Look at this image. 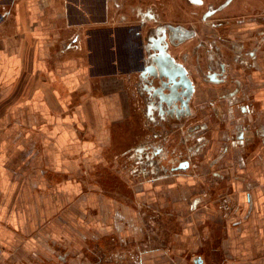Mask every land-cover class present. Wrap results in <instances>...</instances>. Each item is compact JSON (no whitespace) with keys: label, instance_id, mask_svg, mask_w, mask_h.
<instances>
[{"label":"crops","instance_id":"crops-1","mask_svg":"<svg viewBox=\"0 0 264 264\" xmlns=\"http://www.w3.org/2000/svg\"><path fill=\"white\" fill-rule=\"evenodd\" d=\"M153 2L171 23L195 21L188 0ZM7 4L0 22V264H75L77 253L86 262V249L87 264H110L96 261L94 248L115 264H189L199 235L219 233L218 264H264V42L247 59L250 69L228 75L232 104L220 101V89L192 91L193 108L209 98L218 104L212 117L204 107L199 151L185 161L159 150L155 168L144 160L141 168L139 147L168 136L166 125L144 115L145 100L172 105L167 89L135 88L140 58L117 55L136 29L133 12L104 9L101 0ZM255 10L264 11V0H234L225 13ZM255 27L251 20L222 29V53L232 57L231 44ZM172 49L165 52L180 65ZM179 101L170 98L176 107ZM96 172L115 179L95 181ZM103 188L114 192L91 193Z\"/></svg>","mask_w":264,"mask_h":264},{"label":"flooded vegetation","instance_id":"flooded-vegetation-1","mask_svg":"<svg viewBox=\"0 0 264 264\" xmlns=\"http://www.w3.org/2000/svg\"><path fill=\"white\" fill-rule=\"evenodd\" d=\"M9 1L0 0V22L8 14L7 2ZM188 1L193 7L188 15L195 21L186 24L171 23L165 20L163 16H159L153 0H101V5L104 9L122 10L129 8L134 14L136 29L129 31L132 32L130 40L134 38L139 43L136 46H128L130 40L123 37V45L117 55L124 60L131 54L140 58V61L134 66L139 71L135 88L140 90L154 88L153 84L157 79H153V77L160 75V73L153 69L147 70L146 67L151 65L152 59L155 57L154 48L157 49L160 42L166 50L169 47L177 49L188 40H194L188 48H183L176 53V58L191 80L193 90L203 86L208 89L209 94H212L214 90L220 89V101L227 102L230 99L228 103L232 104L233 90L228 91L227 88L235 83L229 82L228 75L232 71H247L251 68L248 60L258 53L260 44L264 42V11L255 10L248 14H227L225 12L234 0H218L216 3H209L205 0ZM161 5L163 6V4ZM251 20L255 22L256 29L253 32H249V29H243L241 38L237 41L238 44H231L236 53L232 57L224 55L222 45L227 40L220 36L219 32L230 25H244ZM142 28H146L143 37L140 31ZM204 28L208 32H203L202 29ZM154 37L156 41H153L155 40ZM226 50L229 51V49ZM176 58L175 60H177ZM121 65L125 69L128 68L125 61ZM178 81L179 86L184 83L182 78H178ZM167 86L173 87L171 84ZM192 97L193 94L187 102V105L189 104L188 109L182 108L181 105L176 107L175 104H173L175 107L160 108L155 106L149 98L145 100L144 115L150 124L156 127L160 126L161 123L166 125V135L168 136L160 142L153 141L149 144H142L139 147L136 166L145 168L146 165L142 163L144 160L155 168V157L158 156L159 150L180 156L185 161L190 160L191 156L199 151L204 141L202 132L206 128L205 117L207 116L203 114L204 107H208L209 116L212 117L217 115L218 104L209 98L200 106L193 108L190 104ZM243 108H245L244 105H242ZM172 123L178 124L172 125ZM178 131L177 140L175 137L172 141L171 139ZM152 136L155 138L157 135L152 134ZM165 144L167 145L165 146ZM216 199L215 201L219 200ZM222 203L220 208L223 210L225 203ZM221 239L220 233L206 237L202 234L199 235L200 250L190 256L187 255L189 264L220 263L223 260V254L216 250V244Z\"/></svg>","mask_w":264,"mask_h":264},{"label":"water","instance_id":"water-1","mask_svg":"<svg viewBox=\"0 0 264 264\" xmlns=\"http://www.w3.org/2000/svg\"><path fill=\"white\" fill-rule=\"evenodd\" d=\"M158 50V56L154 57L152 59L151 65L149 67H146L147 70L153 69L155 72L157 71L160 73L158 76H154V79H157V88H152L156 94H161L164 89H167L171 92V94L167 97V99H164L166 102V105H173L172 102H170V98L178 96L179 102L182 108H187L188 105L187 102L189 101L193 86L191 84V81L186 76L185 70L182 68L181 65L174 62V60L165 52L164 46H161L160 48H157ZM169 73V75H167ZM178 78H182L184 83H181V86H179ZM171 84L173 87H168L167 85ZM183 86V87H182ZM181 88L182 91L180 93L177 92V90ZM163 100L159 102V107L162 108Z\"/></svg>","mask_w":264,"mask_h":264},{"label":"rangeland","instance_id":"rangeland-1","mask_svg":"<svg viewBox=\"0 0 264 264\" xmlns=\"http://www.w3.org/2000/svg\"><path fill=\"white\" fill-rule=\"evenodd\" d=\"M172 52L177 53L178 51L172 49ZM142 105H143V102H142ZM178 133H179V131L174 136V137H176V140H177V137L179 135ZM171 145H172V143H171ZM92 179L99 182L100 180L105 181V179H106V180L110 181L112 179L114 180L115 178L111 174L106 175L105 173L99 174V173L96 172V173L93 174V178ZM130 179H131V174L128 173V174L124 175V180L125 181H128ZM102 191H104V192H106V191L112 192L113 191L114 192V188H111V189H109V188H107V189H104V188L103 189H93V190H91V193L94 192V194H98V193H100ZM87 192H88V190H87ZM98 244H99L98 241H96V242L93 241L92 242V245H94V247L97 246ZM87 245H89V244H87ZM0 250L2 252V257H3V255H4L3 249L0 248ZM92 250H93L92 251L93 252V257H94V259L96 261H100V260L102 261V260H105V259H107V260L109 259L110 264H115V258L111 254H108L107 252L106 253L105 252L104 253H99L98 251H96L95 248L92 249ZM87 253H88V251L86 249V253H85L86 254V262L83 261V259H84L83 256H82L83 253H77L76 254V258H75V264H87ZM192 254H193V252L189 253V256L192 255ZM110 255L112 256L111 258H110ZM2 257H1V259H2ZM1 259H0V261H1Z\"/></svg>","mask_w":264,"mask_h":264},{"label":"built area","instance_id":"built-area-1","mask_svg":"<svg viewBox=\"0 0 264 264\" xmlns=\"http://www.w3.org/2000/svg\"><path fill=\"white\" fill-rule=\"evenodd\" d=\"M1 257H2V252H1V250H0V259H1Z\"/></svg>","mask_w":264,"mask_h":264}]
</instances>
